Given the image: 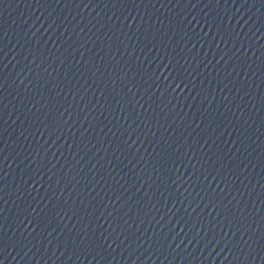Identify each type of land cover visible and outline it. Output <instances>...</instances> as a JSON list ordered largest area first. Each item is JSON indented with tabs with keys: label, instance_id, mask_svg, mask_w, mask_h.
Here are the masks:
<instances>
[{
	"label": "water",
	"instance_id": "1",
	"mask_svg": "<svg viewBox=\"0 0 264 264\" xmlns=\"http://www.w3.org/2000/svg\"><path fill=\"white\" fill-rule=\"evenodd\" d=\"M0 264H264V0H0Z\"/></svg>",
	"mask_w": 264,
	"mask_h": 264
}]
</instances>
